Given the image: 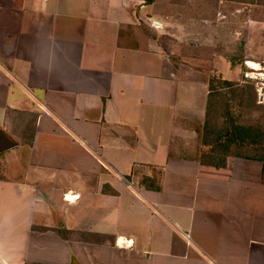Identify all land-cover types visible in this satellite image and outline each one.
I'll return each mask as SVG.
<instances>
[{"label":"crops","instance_id":"obj_1","mask_svg":"<svg viewBox=\"0 0 264 264\" xmlns=\"http://www.w3.org/2000/svg\"><path fill=\"white\" fill-rule=\"evenodd\" d=\"M157 7L0 0V264H264L263 165L198 157L214 69Z\"/></svg>","mask_w":264,"mask_h":264},{"label":"rangeland","instance_id":"obj_2","mask_svg":"<svg viewBox=\"0 0 264 264\" xmlns=\"http://www.w3.org/2000/svg\"><path fill=\"white\" fill-rule=\"evenodd\" d=\"M261 2L264 0H158L162 18L175 29L181 24L192 30L189 34L198 38L199 48L191 56L213 66L211 77L222 80L215 66L224 71V65L231 63L236 79L232 82L244 91L243 99L237 96L236 88L224 92L222 98L229 101L222 107L220 103L209 118L210 126L216 130L226 121L223 117L226 105L231 106L234 125L264 129V4ZM249 61L258 63L260 70L249 67ZM11 136L17 141L14 134ZM237 152L243 153L232 150L233 154Z\"/></svg>","mask_w":264,"mask_h":264},{"label":"trees","instance_id":"obj_3","mask_svg":"<svg viewBox=\"0 0 264 264\" xmlns=\"http://www.w3.org/2000/svg\"><path fill=\"white\" fill-rule=\"evenodd\" d=\"M148 1L152 3L155 0ZM260 4H264V2ZM233 88H236L235 92L238 90L240 93L237 96L243 99L244 91L240 85L215 77L210 78L211 92L208 99L207 120L202 130L203 139L199 158L202 162L218 168L226 166L229 156L259 161L263 165L262 181L264 182V129L234 125L231 118V106L229 105L225 106L226 110L223 116L226 121L218 130H216L215 126H210L209 123L210 114L218 110L220 103H222V107L227 104L225 102L229 101L222 98L225 96L224 92L226 90L230 91V89L233 90ZM230 95V99H233V94L231 93ZM207 147H210V149ZM234 149L241 150L243 153L237 152L233 154L232 150L234 152Z\"/></svg>","mask_w":264,"mask_h":264},{"label":"water","instance_id":"obj_4","mask_svg":"<svg viewBox=\"0 0 264 264\" xmlns=\"http://www.w3.org/2000/svg\"><path fill=\"white\" fill-rule=\"evenodd\" d=\"M15 143L7 138L4 134L0 133V154L13 148Z\"/></svg>","mask_w":264,"mask_h":264},{"label":"bare ground","instance_id":"obj_5","mask_svg":"<svg viewBox=\"0 0 264 264\" xmlns=\"http://www.w3.org/2000/svg\"><path fill=\"white\" fill-rule=\"evenodd\" d=\"M248 66L254 70H257V71L260 70V65L258 63H255V62H249Z\"/></svg>","mask_w":264,"mask_h":264},{"label":"built area","instance_id":"obj_6","mask_svg":"<svg viewBox=\"0 0 264 264\" xmlns=\"http://www.w3.org/2000/svg\"><path fill=\"white\" fill-rule=\"evenodd\" d=\"M153 25H154V27H156V28L160 26L158 22H154ZM260 89H261V88H260ZM261 91H262V89H261L260 91H258V92L261 93ZM260 97H261V95H259V98H260Z\"/></svg>","mask_w":264,"mask_h":264}]
</instances>
